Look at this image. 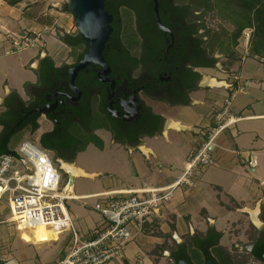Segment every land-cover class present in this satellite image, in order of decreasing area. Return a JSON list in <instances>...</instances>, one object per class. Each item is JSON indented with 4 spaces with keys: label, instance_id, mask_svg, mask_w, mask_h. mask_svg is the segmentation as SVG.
I'll return each mask as SVG.
<instances>
[{
    "label": "crops",
    "instance_id": "obj_1",
    "mask_svg": "<svg viewBox=\"0 0 264 264\" xmlns=\"http://www.w3.org/2000/svg\"><path fill=\"white\" fill-rule=\"evenodd\" d=\"M0 8L7 14L11 13L14 7L5 5ZM15 14L18 18H22L20 19L22 27H26H23L22 30L36 31L42 34L46 32L47 24H42L32 18L21 17L19 11ZM2 19L5 20V16ZM18 29L20 30V28ZM45 38L46 42L54 41L55 43L57 41L55 37L50 36L49 41L47 37ZM26 50L27 48L20 51L14 50L10 40L0 36V136L9 137L7 148L13 151L18 148L12 146L13 139L19 133L29 132L39 142L40 134L49 130L51 126L50 122L42 117L36 131L32 132L30 126L13 131L10 112L12 105L15 104L16 96L26 100L30 92L40 86V65L45 58H52L55 66H60L63 63L56 62V54L48 47L42 48V46L36 45L30 50ZM256 65L259 66L256 69V74H258L262 72V68L260 64ZM242 71L243 68L240 70L241 76H243ZM258 77L252 73L248 77L243 76V83L246 81L249 89H244L242 85L239 86L236 81L232 84L235 97L228 114L233 123H230L213 138V143L210 146L213 164L198 168L192 177L193 185L183 184L176 189L173 198L162 207L154 227L155 230L160 231L159 235H161H152L147 233L148 230L137 233L125 247L122 257L114 259L108 264H131L132 257H134V264H144V256L148 257L147 264H155V260L160 254L162 255L160 258L165 259V255L171 247L170 243L175 242L176 245V243L182 242L188 233L198 232L205 236L208 231L222 232L224 235L220 238L219 245L223 246L228 224L236 219V215H242L239 213L250 215L251 202H261L257 214V216L259 215V224L251 220L252 224L259 227L263 223L264 216L262 220L260 215L264 203V110L259 111L260 108L254 109L253 106V99L262 98L263 95L258 96L256 88L251 90L252 86L254 87L252 81L258 80ZM229 84L230 82L226 83V87L214 86L219 88H213L206 92L203 89L205 88L204 84L201 82L199 88L191 93L190 101L187 104L159 105L157 112L161 113L165 119L162 128L160 127L152 137H146L137 146H124L134 163L138 181L142 180L143 182L140 181L142 183L131 187L118 188L108 184L107 190L164 187L180 178L185 171L187 161L199 152L202 145L209 140L211 130L217 126L213 112L221 110L226 98L232 93V87L228 88ZM248 90L255 94L253 99L250 98ZM241 94H247V98ZM238 95H240V100H237ZM44 124L46 126L42 127ZM147 139L149 143H147ZM163 144L170 147L169 150H182V155H185L186 158L182 167L178 169L172 156L165 155L168 150L167 148L162 149L161 145ZM89 147L100 149L94 143H90L77 154V158ZM136 153H139V158ZM181 157L178 156V159ZM161 159H166L169 166L165 167L161 163ZM250 160H253V163H249ZM86 173L92 177L97 175L96 172ZM69 178L74 179L71 176ZM147 179H149L147 184L151 183L150 185L144 183V180L146 182ZM95 222H91L92 224L87 227L96 226L100 221ZM134 240H136V244ZM155 250L159 253L154 252ZM158 264H165V262L160 260Z\"/></svg>",
    "mask_w": 264,
    "mask_h": 264
},
{
    "label": "flooded vegetation",
    "instance_id": "obj_2",
    "mask_svg": "<svg viewBox=\"0 0 264 264\" xmlns=\"http://www.w3.org/2000/svg\"><path fill=\"white\" fill-rule=\"evenodd\" d=\"M173 5L179 4L174 1ZM134 21L136 27L135 16ZM118 23L122 25L121 20L115 21L113 16L111 23L113 30L103 52L110 66L108 74H102L103 68L100 66L89 65L78 73L74 82L78 90L74 89L69 81V70L84 54L78 59L76 55L82 51L74 50L68 45L73 51L74 59L57 67L64 64L70 67L50 75L46 81L41 80L40 86L30 92L26 100L17 95L15 104L12 105L10 117L13 131L30 126L27 123L34 120L39 123L42 117L50 122V129L40 134L39 143L42 135L54 131L46 137V141L56 149L44 148L53 154L57 167L71 177L74 176L67 167L75 166L77 154L82 151L79 148L90 140V137L98 136L103 140V134L106 133L111 141L123 146L141 144L146 137L155 135L151 132L157 122L161 128L164 125V117L157 112L159 105H180L179 102L183 100L189 102L191 93L199 88L202 81L199 69L211 68L203 67L197 62L201 59V53L197 51L194 40H189L183 46L179 44L185 35L183 29L181 32L174 31L163 21L161 23L168 31L158 26L164 31L162 36L164 47L162 46L158 57L151 58L153 50L149 46L153 47L150 45L153 41L139 35L137 39L141 42L134 45L133 49H129L127 57L119 59L117 56L119 50L115 47L117 41L113 38L114 25ZM120 30L122 32L120 39L123 40L125 35L122 26ZM183 53L187 57L183 60L177 59L176 55ZM106 55L110 60H114L113 65ZM41 67L43 64L40 65V69ZM194 73L198 75L194 76ZM43 110L47 113L43 114ZM156 115H160L162 119H157ZM90 143L94 142L89 141ZM262 222L259 227H255L256 237L244 244L246 252L250 254L247 257L204 255V251L197 247L200 244L206 247L215 241L216 230H213L208 231L205 236L198 232L188 233L182 242L176 243L175 246L172 244L165 255V264H178L180 260H187L190 264H207L209 261L215 264H264V220ZM220 234L221 237L224 235L222 232ZM213 248L214 246L209 247L210 250ZM256 249L262 256L254 254ZM190 250L199 251L202 254L201 258H194ZM178 256L185 257L177 260Z\"/></svg>",
    "mask_w": 264,
    "mask_h": 264
},
{
    "label": "rangeland",
    "instance_id": "obj_3",
    "mask_svg": "<svg viewBox=\"0 0 264 264\" xmlns=\"http://www.w3.org/2000/svg\"><path fill=\"white\" fill-rule=\"evenodd\" d=\"M1 2L0 6L2 7H4L5 5H10L9 0H1ZM67 6L68 0H20V2L16 6L13 5L14 8H12L11 13L6 14L5 11L0 8V34L5 37L6 40H10L11 42L14 37V33L19 34V32L22 31H29L26 29L22 30V28L24 27H22V23L20 20L22 18H18L15 14L19 11L21 12V17L24 16L25 18H32L37 22L47 24V30L45 32L46 34L43 33L40 42L37 43V46L39 45L42 46V48L48 47V49H51L56 54L55 58L57 63H64L66 61L72 62V60L74 59L72 55L73 51H71L68 44H66L62 40V38H64L67 33L73 35L76 34L77 26L75 23L74 15L70 13L69 10L66 11ZM197 13H199V11L195 12V14ZM125 14V12H122L121 24L123 26V32L125 35L123 41L126 44V36L131 32H135V21L133 15H130L128 17V15ZM3 16H5V20L2 19ZM203 20L205 27L199 30V35H202L203 39L207 42L211 37L214 38L215 36L217 40H214L215 42L211 46H207V50L209 51V53L216 58V63L211 68L199 69L201 73L202 83L205 76H213L222 83V85H220L221 87H224L226 83H235L236 81L239 86L242 85L244 89H249L246 81L245 83H243V76L248 77L250 73H252V75H258V80L255 79L252 81V85H254V87L252 86L251 90L256 88L258 90V93L256 94H258V96L263 95V97L254 98L255 94H252L251 90H248V92H250V98H254V109L260 108L259 111L264 110V60L257 57H249V46L248 42L246 41L247 36L245 37V32L249 33L252 30L250 28L246 29L243 33L244 35L240 36L238 44H233V46L231 43V34L234 26L229 21L214 14L206 15ZM18 28H20V30ZM31 33L33 32L31 31ZM50 36L53 38L55 37L57 41L55 43L54 41H49L48 38ZM45 37H47L49 42H46ZM220 42L225 48L223 51L219 49ZM29 48H34V46L28 47L26 51L30 50ZM232 51H235L234 59L230 58L231 56L229 55ZM256 64H260L262 68V72L258 74H256V69H258L259 66ZM242 68L243 76H241L240 74V70ZM234 76H238V79L235 80ZM204 87L205 88L203 89H205L206 92H209V90L213 88H219L207 85H204ZM241 95L246 96L247 94ZM237 100H240V95H238ZM215 112L216 110H214L213 112L214 115ZM45 126L46 125L44 124L42 127ZM102 138L104 142V150L89 147L86 151H84V153L78 156L76 162L74 163L76 167L81 168L83 171L88 173L96 172L97 175H94L93 177L80 175L74 176V179H70L67 172H65L63 169H59V172L61 174L60 189H63V185L73 184L72 192L75 195H85L107 190L108 184H110V186L112 187L118 188L129 186L131 187L132 185H138L143 182L142 180L138 181L139 178L135 175L134 163L132 162L128 150L123 145L113 143L106 133L103 134ZM25 140H30L34 143H38L34 136L30 135L29 132H22L14 137L12 146L19 147ZM146 141L147 143H149L148 139ZM161 147L163 150L167 148L168 151L165 153V155L172 156V160L174 163H176L178 169L179 167H182V165L186 162L185 155H182V150H169L170 147H166V144L161 145ZM49 154L53 159L54 164L58 166L53 154H51L50 152ZM136 155L138 156V158L140 157L139 153H136ZM178 156L183 157L178 159ZM154 161L156 162L157 160ZM161 163L165 165V167L169 166V162L166 159H161ZM148 181L149 179H147L146 182L144 180V183H146V185H150L151 183L147 184ZM95 201L96 199H88L69 202L72 217L75 220L77 229L79 230V232H81V234H84L94 227H92L91 225V228H89L87 227L88 225L94 223L95 221H101V216L97 212L92 210V206ZM260 203L251 202L249 209L255 210L260 208ZM239 214L242 215H236V219L232 220L228 224V227L226 228L227 232L225 233L226 236L224 239L225 243L222 247L235 257H247L250 254L246 252L244 244L256 237V228L251 222V220H253V217L250 213V215L246 213ZM9 216L10 212L8 209H6L5 214L1 216V218L6 219L9 218ZM262 216H264V203L262 205L261 217ZM258 217L259 215L257 216V218ZM147 233H150L152 235H159L160 231L153 229V231L148 230ZM68 242L69 236L67 234H60L57 240L41 245H36L26 240L21 242L18 238V232L14 223H0V256L13 258L18 262V264H54L57 258H59L66 251ZM134 243L136 244V240H134ZM172 244L175 245L174 242H172ZM172 244L170 243L169 246ZM218 251L219 249L215 248L212 249L211 252L215 254ZM154 252L159 253L157 250H155ZM201 256L202 254L199 251L193 252L194 258L199 259L201 258ZM160 257H162L161 254L158 258H156L155 264H158L160 260L163 263L166 262V259ZM147 258V256H144V264H147ZM133 259L134 257L130 259L131 264H134Z\"/></svg>",
    "mask_w": 264,
    "mask_h": 264
},
{
    "label": "built area",
    "instance_id": "obj_4",
    "mask_svg": "<svg viewBox=\"0 0 264 264\" xmlns=\"http://www.w3.org/2000/svg\"><path fill=\"white\" fill-rule=\"evenodd\" d=\"M32 32L14 33L12 48L21 50L37 45L43 34ZM246 36L248 42L250 32H245ZM234 79L237 80L238 76ZM232 84L228 87H232V93L214 115L217 126L211 130L209 140L187 161L182 176L168 186L75 195L71 184L60 189L59 168L39 142L24 141L15 154L0 155V223H14L16 227L25 226L23 229H26L43 222H54L60 234L69 236L66 251L55 264H108L122 257L125 247L137 233L146 228L153 231L162 207L173 198L176 189L183 184L192 186L194 172L213 164L210 153L213 138L233 123L228 114L235 97ZM88 199H96L92 209L101 216V221L81 234L72 217L69 202ZM6 209L10 216L2 219ZM0 264L18 262L0 256Z\"/></svg>",
    "mask_w": 264,
    "mask_h": 264
},
{
    "label": "trees",
    "instance_id": "obj_5",
    "mask_svg": "<svg viewBox=\"0 0 264 264\" xmlns=\"http://www.w3.org/2000/svg\"><path fill=\"white\" fill-rule=\"evenodd\" d=\"M19 1L20 0H9V4L15 5ZM174 1L178 2L179 5H173ZM158 2L161 22L163 21L164 24L172 28L174 31L178 30L181 32L183 29V34L185 35L182 39H180L179 44H182L183 46L186 45L189 40H194L195 46L197 45V51L201 53V59L197 60L199 65L203 67H212L216 62V58L207 50V46H211L215 42L214 40H217L216 36L214 38L211 37L207 42L203 39L202 35H199V30L205 27L203 18H205L208 14H214L226 19L234 26L231 34L232 45L238 44L240 36L244 35V31L250 28L252 31L250 32L248 40L249 57H257L264 60V0H158ZM105 9L112 13L115 21H122V12H125L128 17L130 15L135 16L137 20L135 32H131L126 36V44L120 39V34L122 33L120 27L122 25L119 23L114 25L115 32L113 33V38L117 41L115 47L119 50L117 52L119 59L124 56L127 57L126 55L129 49H131L135 44L141 42L137 39V37L139 38V35L144 39L149 38L151 42L153 41L152 44L149 43L150 45H153V47L149 46V48L153 50L151 58L159 56L158 53L160 52L162 46L164 47L162 39L164 31L161 30L156 23L153 0H105ZM66 11H68V6ZM197 11H199V13L195 14ZM193 36H195V38H193ZM62 40L69 46H72L74 50L80 49L79 52L82 51L76 55L78 59L86 51L84 42L78 33L66 36L62 38ZM219 45V49L223 51L225 48L222 43L220 42ZM229 55L231 56L230 58L234 59L235 51H232ZM176 57L177 59L183 60L187 56L183 53L176 55ZM106 58L110 61L111 65L115 63L113 59L110 60L108 55H106ZM137 62L138 61H136V63ZM42 64L43 67H41L40 71V80L43 81H46L50 75L62 72L70 67L68 64H64L62 67H57L55 66L53 59L50 57L45 58ZM197 75V73H194V76ZM179 103L187 104L188 101L183 100ZM156 118L160 120L162 119L160 115H156ZM27 124L30 125L32 132L39 128V123L36 120ZM159 129L160 125L157 122L151 134L158 132ZM53 132L54 131L42 135L40 139L42 147L56 149L54 145L48 144L46 141V137L50 136ZM89 141H93L97 147L103 149V140L98 136L93 138L90 137V140H88L79 149L84 150L89 144ZM8 142L9 137L0 136L1 155L15 154V151L7 148ZM146 230L151 229L146 228ZM214 235V242L206 245V247H204L203 244H200L197 248L202 249L205 253L204 255L206 256L232 257L233 255L227 252L225 248L220 245L218 246L219 239L221 237L220 232L215 231ZM211 246H214L213 249H219V251L213 254V252H211L212 250L209 249ZM190 251L193 256V252L195 250ZM254 254L262 256V253L257 251V249L254 251ZM181 257L185 256H178L177 260Z\"/></svg>",
    "mask_w": 264,
    "mask_h": 264
},
{
    "label": "water",
    "instance_id": "obj_6",
    "mask_svg": "<svg viewBox=\"0 0 264 264\" xmlns=\"http://www.w3.org/2000/svg\"><path fill=\"white\" fill-rule=\"evenodd\" d=\"M153 3L157 25L164 31H168L161 23L158 0H153ZM68 10L74 15L78 34L86 47L83 57L69 70L70 84L78 90L74 83L75 79L78 73L87 66L94 64L102 67V74L110 72V66L106 62L103 52L113 30L111 25L113 15L105 9V0H68ZM43 111V114L47 113V111ZM178 264L190 263L187 260H180ZM207 264L215 263L209 261Z\"/></svg>",
    "mask_w": 264,
    "mask_h": 264
},
{
    "label": "bare ground",
    "instance_id": "obj_7",
    "mask_svg": "<svg viewBox=\"0 0 264 264\" xmlns=\"http://www.w3.org/2000/svg\"><path fill=\"white\" fill-rule=\"evenodd\" d=\"M203 84L205 86L207 85V86H212V87L222 85V83L219 82L213 76H205L203 80ZM67 168H70V171L73 176H80V175L88 176V174L79 167L72 166V167H67ZM250 214L253 217L254 222L259 224V221L257 218L258 209L250 210ZM23 228H25V226L16 227L19 240L21 242L26 240L36 245H41V244L55 241L59 238V235H60V232L57 229L54 222H43V223L37 224L36 226L30 227V228H26V229H23Z\"/></svg>",
    "mask_w": 264,
    "mask_h": 264
}]
</instances>
